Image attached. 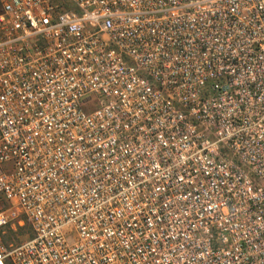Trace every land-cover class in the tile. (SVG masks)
Returning <instances> with one entry per match:
<instances>
[{"label":"built area","instance_id":"1","mask_svg":"<svg viewBox=\"0 0 264 264\" xmlns=\"http://www.w3.org/2000/svg\"><path fill=\"white\" fill-rule=\"evenodd\" d=\"M1 201L0 264H264V0H0Z\"/></svg>","mask_w":264,"mask_h":264},{"label":"rangeland","instance_id":"2","mask_svg":"<svg viewBox=\"0 0 264 264\" xmlns=\"http://www.w3.org/2000/svg\"><path fill=\"white\" fill-rule=\"evenodd\" d=\"M1 206L5 205L3 201L0 202ZM30 235V230L27 226L23 228H17L15 231H9L7 236V241L11 243H17L20 240L26 239Z\"/></svg>","mask_w":264,"mask_h":264}]
</instances>
